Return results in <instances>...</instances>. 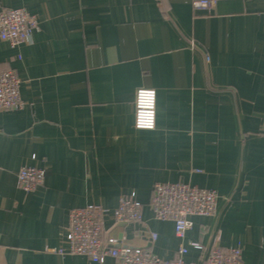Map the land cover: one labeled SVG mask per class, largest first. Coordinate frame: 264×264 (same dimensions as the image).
<instances>
[{
    "label": "crops",
    "instance_id": "1",
    "mask_svg": "<svg viewBox=\"0 0 264 264\" xmlns=\"http://www.w3.org/2000/svg\"><path fill=\"white\" fill-rule=\"evenodd\" d=\"M194 1L0 0L40 19L18 47L0 40V69L16 71L26 103L0 110V264H118L58 250L72 208L113 210L131 191L157 239L111 216L104 238L176 258L174 223L150 207L158 182L219 194L215 215L193 217L187 261L218 241L264 264V0ZM140 87L156 90L154 129L135 127ZM24 166L45 170L30 193Z\"/></svg>",
    "mask_w": 264,
    "mask_h": 264
},
{
    "label": "built area",
    "instance_id": "2",
    "mask_svg": "<svg viewBox=\"0 0 264 264\" xmlns=\"http://www.w3.org/2000/svg\"><path fill=\"white\" fill-rule=\"evenodd\" d=\"M219 0H195L196 8L213 7ZM40 29L38 15L26 8L0 10V40L18 47L36 30ZM21 79L14 69H0V110L21 109L25 106L20 91ZM157 93L154 88L140 87L135 97V127H156ZM18 185L26 193L40 186L45 170L24 166L18 171ZM219 194L214 189L201 188L186 182H158L153 185L150 207L157 220L172 221L175 233L181 239L178 255L163 259L148 247L124 243L115 235L104 238L105 217L111 216L113 224L142 227L140 233L155 241L157 233L149 230L143 218V203L131 191L121 196L118 206L111 210L101 205L74 207L69 211L68 230L61 254L84 255L90 262H102L112 257L118 264H244L240 247L224 248L216 241L199 262L187 261L185 244L187 232L193 227L194 216H213L217 211ZM144 227V228H143ZM204 250L199 242L190 243Z\"/></svg>",
    "mask_w": 264,
    "mask_h": 264
}]
</instances>
